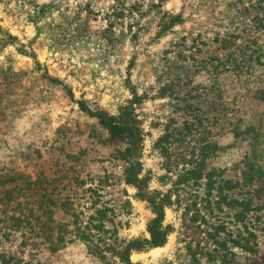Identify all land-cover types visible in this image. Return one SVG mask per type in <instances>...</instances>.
<instances>
[{
    "label": "rangeland",
    "instance_id": "1",
    "mask_svg": "<svg viewBox=\"0 0 264 264\" xmlns=\"http://www.w3.org/2000/svg\"><path fill=\"white\" fill-rule=\"evenodd\" d=\"M87 109L139 127L140 176L170 200L165 243L132 262L264 264V0H0V264H121L149 238L126 140ZM100 214L104 234L73 235Z\"/></svg>",
    "mask_w": 264,
    "mask_h": 264
},
{
    "label": "trees",
    "instance_id": "2",
    "mask_svg": "<svg viewBox=\"0 0 264 264\" xmlns=\"http://www.w3.org/2000/svg\"><path fill=\"white\" fill-rule=\"evenodd\" d=\"M88 110V109H87ZM90 115L95 116L98 118L99 123L107 130L109 136L111 139H119V140H126L124 143V147L121 150H118L119 158H121L124 163V178L125 182L127 184H130L134 187H136L137 192L136 195L148 202L152 213L154 214V217L151 218L147 223V231L149 233V238H143V239H132L125 243V245L122 248H118L113 250V253L117 255L118 261L121 264H140L138 262H132L130 260V252L133 249L139 250L143 248H149V247H156L161 246L165 243L168 232H169V226L163 225V219H164V207L165 205L170 203V200L166 194L159 195L158 193L154 191H150L146 182L145 177L140 176L142 168H141V162H140V144H141V137H140V129L136 124H133L131 120H128L123 115H105L102 112H92L88 110ZM254 155V156H253ZM259 158L256 156V151L250 150L244 158L241 160V163L244 164L246 167H250V170H253V167L256 165V163H259ZM259 165V164H258ZM190 170H186L185 174H190ZM258 171L259 176L264 175V171L261 170L260 165L254 167V172ZM206 178L212 183L213 175H210L208 173L205 174ZM189 178V177H188ZM185 178L183 180L186 181ZM250 179H253V176L251 175ZM181 183V182H179ZM213 189V188H211ZM212 191V190H211ZM210 192V191H209ZM218 192H216L215 195H217ZM217 200L216 202H218ZM237 201V200H234ZM242 203L249 208L251 203L250 198L245 200V198L241 199ZM249 204V205H248ZM245 212V210H244ZM101 213V212H100ZM73 215V214H72ZM100 221L94 224V227L97 229V233L91 234L90 232H86L85 230H82L77 223L74 224L73 221L70 223L73 224L74 227H76V231H74L73 235L75 237H79L80 239L88 240L92 239L93 236L104 234V232L108 229L103 228V221L105 220L104 217L106 215L100 214ZM14 223L13 226H15L17 229L28 226L30 224L29 216L28 215H19L16 217H13ZM69 222H59L58 231L56 232V237L53 240V243H65L66 241H71L70 238H67L69 240H66V233L67 228L66 226L70 224ZM114 232V231H113ZM69 234V233H68ZM50 244L52 245V241H50ZM50 245V246H51ZM243 247H245L243 245ZM52 250H55L56 247L52 246ZM112 250L111 248H105L99 250V254L101 257H105V253H103L105 250ZM96 251V250H95ZM107 262V261H106Z\"/></svg>",
    "mask_w": 264,
    "mask_h": 264
}]
</instances>
